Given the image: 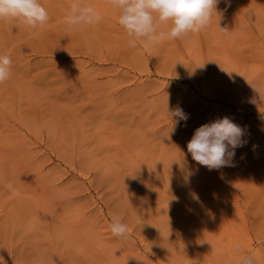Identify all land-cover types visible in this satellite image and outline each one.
I'll return each mask as SVG.
<instances>
[{
  "label": "rangeland",
  "instance_id": "rangeland-1",
  "mask_svg": "<svg viewBox=\"0 0 264 264\" xmlns=\"http://www.w3.org/2000/svg\"><path fill=\"white\" fill-rule=\"evenodd\" d=\"M39 2L44 28L0 20V264H264V0L147 49L112 0L71 31L73 0ZM225 116L245 143L209 170L187 143Z\"/></svg>",
  "mask_w": 264,
  "mask_h": 264
},
{
  "label": "clouds",
  "instance_id": "clouds-1",
  "mask_svg": "<svg viewBox=\"0 0 264 264\" xmlns=\"http://www.w3.org/2000/svg\"><path fill=\"white\" fill-rule=\"evenodd\" d=\"M112 3L119 9L118 23L130 38L129 44L135 46L139 42L147 49L161 40L182 38L209 26L218 0H112ZM0 20H17L27 27L44 28L49 14L39 0H0ZM101 20L96 8L81 0H73L64 17L66 31ZM169 22L167 32H158L159 24ZM10 65L9 57L0 55V84L9 78ZM169 114L180 120L188 118L180 107ZM243 137L244 129L225 116L198 127L187 143V152L209 170L232 166L236 149L244 146ZM110 227L114 236L127 238L128 226L119 217H113ZM235 250L242 251L239 244ZM241 264H256L255 257L245 255Z\"/></svg>",
  "mask_w": 264,
  "mask_h": 264
}]
</instances>
